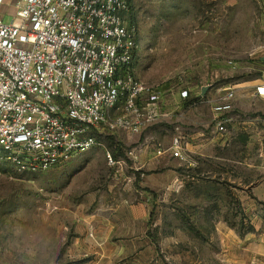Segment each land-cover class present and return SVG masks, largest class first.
I'll return each mask as SVG.
<instances>
[{
  "label": "rangeland",
  "instance_id": "374dc122",
  "mask_svg": "<svg viewBox=\"0 0 264 264\" xmlns=\"http://www.w3.org/2000/svg\"><path fill=\"white\" fill-rule=\"evenodd\" d=\"M131 3L134 73L176 111L43 172L0 164V264H264V0ZM183 89L191 109L173 101Z\"/></svg>",
  "mask_w": 264,
  "mask_h": 264
},
{
  "label": "built area",
  "instance_id": "2783aa9c",
  "mask_svg": "<svg viewBox=\"0 0 264 264\" xmlns=\"http://www.w3.org/2000/svg\"><path fill=\"white\" fill-rule=\"evenodd\" d=\"M0 7L14 15L11 22L0 15V164L43 172L99 144L106 130L136 132L170 117L160 90L134 73L138 29L128 0H0ZM257 91L264 96V84ZM190 94L180 91L194 106ZM235 98L231 89L214 103L219 132ZM170 153L184 159L180 136Z\"/></svg>",
  "mask_w": 264,
  "mask_h": 264
},
{
  "label": "crops",
  "instance_id": "0c3cea01",
  "mask_svg": "<svg viewBox=\"0 0 264 264\" xmlns=\"http://www.w3.org/2000/svg\"><path fill=\"white\" fill-rule=\"evenodd\" d=\"M130 1V3H131V0H129ZM131 8H132V3H131ZM3 9H5V7H0V10H3ZM134 67H135V63H134ZM134 70H135V68H134ZM255 86V84H250V87H254ZM206 93V92H205ZM200 95H201V92H200ZM236 99V98H235ZM173 101H175V103L177 104V108H180V106H179V104H183V103H188L189 104V100H186V99H183V98H181L180 97V94L176 97V96H173ZM197 104H195L194 106H196ZM194 106H189L188 105V107H186V109H191V108H193ZM176 111V110H172L171 111V115L174 113V112Z\"/></svg>",
  "mask_w": 264,
  "mask_h": 264
},
{
  "label": "water",
  "instance_id": "95a60500",
  "mask_svg": "<svg viewBox=\"0 0 264 264\" xmlns=\"http://www.w3.org/2000/svg\"><path fill=\"white\" fill-rule=\"evenodd\" d=\"M207 89H208V86H202L201 95H205V92H206Z\"/></svg>",
  "mask_w": 264,
  "mask_h": 264
},
{
  "label": "trees",
  "instance_id": "16d2710c",
  "mask_svg": "<svg viewBox=\"0 0 264 264\" xmlns=\"http://www.w3.org/2000/svg\"><path fill=\"white\" fill-rule=\"evenodd\" d=\"M129 1V0H128ZM129 4H130V12L132 11V8H131V3H130V1H129ZM129 20H131L130 19V13H129ZM130 22H132V21H130ZM133 24V23H132ZM192 101V100H191ZM189 103H190V101H189Z\"/></svg>",
  "mask_w": 264,
  "mask_h": 264
}]
</instances>
